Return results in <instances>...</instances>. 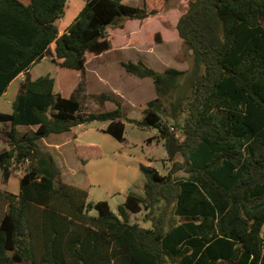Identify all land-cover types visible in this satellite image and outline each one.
<instances>
[{
  "label": "trees",
  "instance_id": "1",
  "mask_svg": "<svg viewBox=\"0 0 264 264\" xmlns=\"http://www.w3.org/2000/svg\"><path fill=\"white\" fill-rule=\"evenodd\" d=\"M67 1L0 0V96L25 75L12 112H0V123L11 125L9 147L0 152L1 183L21 173L17 195L0 188V264H264V0L188 1L176 26L194 56L185 87L184 71L121 63L153 81L157 96L135 123L158 129L171 166L162 174L140 165L144 196L124 195L117 213L107 200L90 201L87 189L63 182L39 141L99 121L108 123L101 131L124 142L120 103L84 113L54 77L32 80L28 71L49 58L84 74L89 58L112 49L109 30L163 9L155 7L159 0L152 8L85 0L60 31ZM153 38L159 42L160 34ZM17 127L36 129L18 136ZM75 151L82 164L101 156L94 147ZM139 213L152 228L131 222Z\"/></svg>",
  "mask_w": 264,
  "mask_h": 264
},
{
  "label": "rangeland",
  "instance_id": "2",
  "mask_svg": "<svg viewBox=\"0 0 264 264\" xmlns=\"http://www.w3.org/2000/svg\"><path fill=\"white\" fill-rule=\"evenodd\" d=\"M188 1L159 0L155 5L156 0H123L124 4L134 7H162L163 12L142 21L129 20L124 29L109 30L112 49L99 59L91 61L95 57L89 58L88 69L84 74L58 67L49 58L30 68V78L33 80L48 73L54 77L58 82L56 88L67 98L76 97L84 113L112 111L117 108L116 101L120 103L123 114L121 121L125 125L124 142H119L101 131L108 123L99 121L78 125L70 132L51 134L39 141L40 147L53 156L64 181L78 187H86L90 192V201L107 200L114 213H117L119 206L123 204L124 195L133 192L140 197L144 196V176L140 165L153 166L162 174H166L171 166L163 141L157 140L158 129L140 128L135 123L143 120L145 104L157 96L153 81L127 73L121 63L142 62L157 72L168 68L184 71V79H181L180 85L185 87V79L193 72L194 56L179 38L176 26L181 15L187 10ZM84 3L85 0L67 1L65 14L59 21L60 31L70 25ZM156 33L160 34V38L159 42L154 43L153 37ZM24 79L19 77L6 93L0 96V112H12L16 89ZM102 94L112 96L114 100L101 104L98 97ZM175 96L177 92L173 93L172 98H165L166 107L169 108V102ZM35 129L16 128L18 136ZM10 130L9 123H0V152L9 147ZM52 136L58 138V141H52ZM59 141L62 143V149L52 146V142ZM78 146L94 147L99 150L101 156L82 164L75 151ZM60 150L63 151L61 154H64L62 157ZM178 159L181 160L180 157ZM17 174L21 175L18 172ZM1 179L0 171V182ZM2 186L4 187L3 184ZM13 186V183L9 186L10 190ZM90 215L97 216V212L92 210ZM143 218L144 213L131 214L130 220L146 229L152 228V223L144 221Z\"/></svg>",
  "mask_w": 264,
  "mask_h": 264
},
{
  "label": "crops",
  "instance_id": "3",
  "mask_svg": "<svg viewBox=\"0 0 264 264\" xmlns=\"http://www.w3.org/2000/svg\"><path fill=\"white\" fill-rule=\"evenodd\" d=\"M21 2H23L24 4H28V0H20ZM26 1V2H25ZM53 45H52V49H53ZM102 55L103 54H101V55H99V56H96L94 59H92L91 61H93V60H95V59H99V58H101L102 57ZM45 60V59H44ZM43 61V60H42ZM90 61V62H91ZM55 65L56 66H58V67H61V66H59L58 64H56L55 63ZM87 69H88V63L86 64V66H85V72H87ZM76 71V70H75ZM78 72H80V71H78ZM28 74H29V76L31 77V75H30V69H29V71H28ZM49 74V73H48ZM50 75V74H49ZM19 77H24L25 78V75L24 74H21V75H19L16 79H14L11 83H10V85H9V87L13 84V82L14 81H16ZM33 80V79H32ZM81 81V80H80ZM21 83H22V81L20 82V85H21ZM80 83V82H79ZM20 85H19V87H20ZM58 85V82H57V80H56V86ZM8 87V88H9ZM19 87L16 89V91L18 92V89H19ZM8 90V89H7ZM57 90H59L60 91V89L58 88ZM17 92H16V94H17ZM62 93V92H61ZM16 94H15V96H16ZM63 95V94H62ZM15 98V97H14ZM31 129L33 128V127H30ZM71 131V130H70ZM70 131H68V132H70ZM64 133H67V132H64ZM58 135V134H57ZM53 137V136H52ZM53 140H57L58 141V138H52V141ZM53 143V145L52 146H54L56 149H62V143L59 141V143H57V142H52ZM42 150H44V149H42ZM45 151V150H44ZM48 152V151H47ZM63 152V151H62ZM61 150H60V156L62 157V156H64V154L62 155L61 153ZM17 173H11L10 174V176H9V179H8V182H7V184L6 185H4V187L2 186V183L0 182V188L2 189V190H6L7 192H9V193H12V194H15V195H17L18 193H19V191H20V187H19V184H20V176L17 174ZM60 179L63 181V182H65V183H68V182H66V181H64L61 177H60ZM13 183V188L10 190V185ZM68 184H71L70 182L68 183ZM80 188H83V189H86V187H80ZM88 190V189H87ZM89 191V190H88ZM89 194H90V192H89Z\"/></svg>",
  "mask_w": 264,
  "mask_h": 264
}]
</instances>
